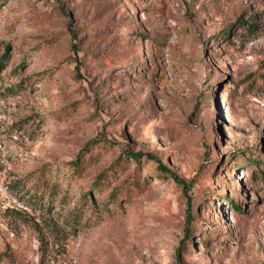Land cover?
Returning a JSON list of instances; mask_svg holds the SVG:
<instances>
[{"label":"rangeland","instance_id":"1","mask_svg":"<svg viewBox=\"0 0 264 264\" xmlns=\"http://www.w3.org/2000/svg\"><path fill=\"white\" fill-rule=\"evenodd\" d=\"M6 56L0 264H264V0H0Z\"/></svg>","mask_w":264,"mask_h":264},{"label":"trees","instance_id":"2","mask_svg":"<svg viewBox=\"0 0 264 264\" xmlns=\"http://www.w3.org/2000/svg\"><path fill=\"white\" fill-rule=\"evenodd\" d=\"M245 26H248V24H246ZM250 28V27H249ZM8 58H9V56H6V57H4V58H1V60H0V68L2 67V66H4V62L5 61H7L8 60ZM132 158H134L135 160L137 159L138 160V158H139V155H137V154H132ZM149 158L150 159H154V158H152V156L150 155L149 156ZM81 168H82V163H81V160H78L76 163H74L73 164V169L76 171V172H79L80 170H81ZM159 171L162 173V174H168V173H171L170 171H168L167 169H165L163 166H161L160 168H159ZM105 178V176H101L99 179L101 180V178ZM103 178V179H104ZM172 178L174 179V181L175 182H177V183H180L181 182V180L179 179V177L177 176V175H172ZM102 179V180H103ZM102 181L100 182V183H98L94 188L95 189H97V188H99V187H102ZM111 197L113 198V199H115L116 197H117V194L116 193H113L112 195H111ZM189 205H190V212L188 213V220H190L192 217H193V215H192V211H191V200H189ZM236 207H238V206H236ZM188 235H189V229H188Z\"/></svg>","mask_w":264,"mask_h":264}]
</instances>
